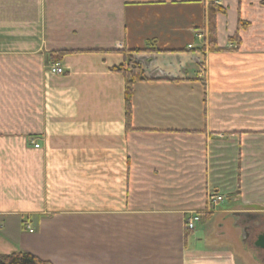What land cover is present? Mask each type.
<instances>
[{
    "label": "crops",
    "instance_id": "obj_1",
    "mask_svg": "<svg viewBox=\"0 0 264 264\" xmlns=\"http://www.w3.org/2000/svg\"><path fill=\"white\" fill-rule=\"evenodd\" d=\"M263 218L264 0H0V255L261 264Z\"/></svg>",
    "mask_w": 264,
    "mask_h": 264
},
{
    "label": "trees",
    "instance_id": "obj_2",
    "mask_svg": "<svg viewBox=\"0 0 264 264\" xmlns=\"http://www.w3.org/2000/svg\"><path fill=\"white\" fill-rule=\"evenodd\" d=\"M221 9L214 5L210 4L208 7V22H209V41H214V19L217 13H220ZM142 53H153L151 50L145 51H134V52H125L123 54V63L114 69V71L120 74L124 80V103H125V125L126 128L130 127V98L132 86L136 82L144 81V77L140 66L136 64L133 60V55L142 54ZM60 55H52V60L54 63H58L60 60ZM0 264H50L49 262L41 261L36 257L26 254V253H12L9 255H0Z\"/></svg>",
    "mask_w": 264,
    "mask_h": 264
},
{
    "label": "flooded vegetation",
    "instance_id": "obj_3",
    "mask_svg": "<svg viewBox=\"0 0 264 264\" xmlns=\"http://www.w3.org/2000/svg\"><path fill=\"white\" fill-rule=\"evenodd\" d=\"M241 241L260 254L264 253V223L260 220H240ZM259 261V260H258ZM264 264V261H259Z\"/></svg>",
    "mask_w": 264,
    "mask_h": 264
},
{
    "label": "built area",
    "instance_id": "obj_4",
    "mask_svg": "<svg viewBox=\"0 0 264 264\" xmlns=\"http://www.w3.org/2000/svg\"><path fill=\"white\" fill-rule=\"evenodd\" d=\"M198 35L199 36H197V37L199 39H201L202 34H198ZM188 49H191V46H188ZM48 71L50 74H53V75H58V76L63 75L62 68L57 64L51 65L49 67ZM35 147H37V146H35ZM222 201H223V198L221 196L216 195V194H209L207 197V208H208V210H211V208H213L217 204L221 203ZM198 219H199V217L196 215L188 216L183 222L184 230L186 232L194 231L195 225L197 224ZM29 232H30V230H29Z\"/></svg>",
    "mask_w": 264,
    "mask_h": 264
},
{
    "label": "rangeland",
    "instance_id": "obj_5",
    "mask_svg": "<svg viewBox=\"0 0 264 264\" xmlns=\"http://www.w3.org/2000/svg\"><path fill=\"white\" fill-rule=\"evenodd\" d=\"M217 207V205L216 206H214L213 208H211V210H214L215 208ZM210 210V211H211ZM191 215H194V214H191ZM188 216H190V215H188ZM188 216H186L185 218H184V220L188 217ZM196 216H198V215H196ZM199 217V216H198ZM264 219V218H263ZM184 220H183V222H184ZM260 221H262L263 223H264V220H260ZM198 222H200V217H199V219H198ZM197 222V223H198ZM193 232V231H192ZM255 255H256V259L257 260H259V261H264V253L263 254H260L259 252H256L255 253ZM259 263H261V262H259ZM264 263V262H263ZM262 264V263H261Z\"/></svg>",
    "mask_w": 264,
    "mask_h": 264
}]
</instances>
